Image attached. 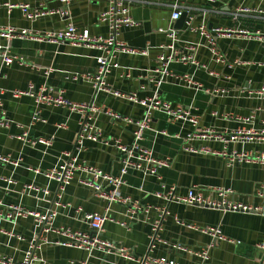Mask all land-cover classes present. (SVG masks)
<instances>
[{"label":"crops","instance_id":"0c3cea01","mask_svg":"<svg viewBox=\"0 0 264 264\" xmlns=\"http://www.w3.org/2000/svg\"><path fill=\"white\" fill-rule=\"evenodd\" d=\"M129 1L130 15L139 26L122 28L118 41L145 54L115 51L103 77L107 90L97 91L89 82L75 78L96 73L97 58L104 55L98 46L51 42L40 37L49 32L60 33L71 22L80 32L88 30L93 37L107 39L110 36L108 24L99 22L108 7L106 0H75L69 8L70 19L54 15L35 21L27 20L19 9L11 7L30 4L59 10L64 7L61 1L0 0V28L28 30L30 34L15 38L0 34V57L8 53L17 58V63L5 68L0 79V88L5 92L0 119L4 114L11 122L8 129L0 127V257L21 264L33 242L43 234L45 242L36 250L32 264H143L147 258H167L180 264H261L264 252L258 245L264 238V213L189 207L167 203L155 195L166 185L175 188L178 195H186L194 189L205 200L219 202V191L229 190L230 201L264 210V165L255 161L264 153V141L248 142L245 134L230 140L238 132L258 131L264 127V94H259L264 89V45L263 38L257 36L258 32L264 34V0H215L213 3L180 0L188 14L179 21L172 20L171 0ZM243 7L249 12L238 14L237 10ZM188 22L193 28L245 30L251 35L218 38L217 48L223 56V61H218L207 39L192 31ZM170 29L178 33L180 55L187 53L189 46L196 48L195 59L200 67L174 64V78L168 79L157 95L173 107L189 110L198 118L197 124L193 126L187 120L173 119L163 112L154 115L141 144L155 159H168L169 163L158 176L130 172L120 189L129 203L110 204L79 183L84 174H77L59 199L58 184L48 178L47 173L66 161L67 152H72L79 164L99 168L116 177L121 174L122 158L115 145L117 142L132 145L137 127L116 120L106 112L134 121L143 120L144 107L117 97L114 92L126 97L135 95L138 100L155 95L158 56L167 53L165 47L170 40L166 32ZM184 76L199 86H191L182 80ZM31 84L59 93L63 91L71 101L98 109L99 113L90 116L94 127L102 132L103 142L87 141L83 148H76L83 118L63 108H42L40 117L45 122L35 123L33 117L38 109L34 100L11 96L13 91L25 90ZM245 119H249V123L242 121ZM20 126L26 129L34 146L16 138ZM203 131H210L212 136L199 138ZM53 136L55 140L49 148L38 143L40 139ZM189 148L197 152L187 150ZM236 155H246L249 160L239 162ZM3 158H8L10 164ZM27 185L47 189L50 196L36 200L23 193ZM134 202H138L141 209L130 217ZM13 207L42 216L55 210L53 229L83 233H91L85 214H104L108 210L109 220L102 238L117 249L125 248L133 260L117 253H89L65 247L61 244L65 241L61 235L53 230L44 233V224L33 216L10 218L8 214ZM163 210L167 213L158 235L161 242H155L152 247V225ZM187 225L219 227L223 235L233 241H214ZM178 245L187 251L177 250ZM211 245L214 246L209 248ZM203 250L208 251L207 260L198 256Z\"/></svg>","mask_w":264,"mask_h":264},{"label":"built area","instance_id":"2783aa9c","mask_svg":"<svg viewBox=\"0 0 264 264\" xmlns=\"http://www.w3.org/2000/svg\"><path fill=\"white\" fill-rule=\"evenodd\" d=\"M63 4V8L59 10H47L40 5L38 7H33L30 4H19L15 6H10L11 8L19 9L23 16L30 21H35L42 17L54 16L57 15L62 19H70L69 8L75 0H60ZM108 7L107 10L102 13L99 17L100 23H107L110 36L107 39L102 37H93L91 36L88 30L82 32L78 31L73 23H69L66 29L60 33L49 32L43 34L40 38L43 40L47 39L51 42H69L73 45H85V46H98L99 51L104 55L97 58V71L95 74H84L82 76H77L75 80H83L84 82H89L97 89L100 85V88L107 90L106 84L103 82V77L108 71L111 58L115 56V51L131 53V54H145L132 48H129L124 43L118 41V36L120 30L124 27H138L139 24L134 20L130 15V1L129 0H106ZM210 3L215 2V0H204ZM171 8L173 9L172 20L179 21L184 14H188V11L183 9L180 0H171ZM238 14L243 12H249L248 8H239L237 10ZM191 30L194 32L200 33L201 36H204L210 46V50L213 56L218 61H223V56L217 48V39L223 36H231L233 34H240L244 36L251 35L250 32L245 30H240L238 32L234 30H225L221 28L208 30L206 27L193 28L191 22L187 23ZM167 37L170 40V43L165 47L167 53H162L158 56L159 68L156 70L158 73V81L156 82L157 91L155 95L151 98L138 100L137 97L130 96L126 97L120 94L119 92H114L117 97L126 98L136 104H140L146 109L145 116L141 121H134L130 118H123L120 115L113 114L111 112H106V114L116 120H124L127 123H133L137 127L135 133V142L130 145H123L118 143L115 145V148L121 155V160L123 168L119 176H112L106 174L99 168L86 165L84 163L79 164L77 158L74 157L72 152L65 153L66 161L59 166L52 168L48 173L47 177L55 181L58 184L59 188V199L62 198L63 193L66 191L67 187L75 179L77 174H84L83 178L79 179V183L87 188H91L94 192L111 203H129V199L122 197L120 189L125 185V178L130 172H138L141 174H146L150 176H158L159 171L168 166L169 160H157L153 157L152 152L144 148L141 144L144 133L148 130L151 125L152 118L158 112H163L169 114L171 118L175 119H184L189 121L193 126L197 124V117L193 116L189 110L183 109L180 106L173 107L170 103L162 100L157 94L161 87L167 82L168 79L174 78L172 73V66L174 64H182L193 67H200L199 63L195 59V47L189 46L186 48L187 53L179 54L178 53V42L179 36L175 29H170L167 32ZM0 34H5L8 38L15 37H26L29 34L28 30L17 31L15 28H0ZM258 37L263 38L264 45V34L257 33ZM17 63V58L9 55L8 53L3 54L0 57V79L4 74L5 68L11 67ZM177 78V76L175 77ZM188 76H184L182 80H185L191 86H199V84L193 83L191 80H186ZM178 79V78H177ZM181 80V79H179ZM201 87V85H200ZM99 88V89H100ZM109 91V90H108ZM5 92L0 88V108L3 106V96ZM259 94H264V89L259 92ZM12 98L20 99L28 97L34 100L37 112L33 117V121L36 123L38 121L45 122L40 117V110L42 108H63L68 110L71 113L81 114L83 122L81 124V129L78 134L75 147L83 148L85 142H103L101 141L102 132L94 127L92 124L93 117L90 114H97L99 110L93 106H88L85 104H79L68 99L63 91L55 92L51 88L46 87H36L31 84L25 90H15L11 93ZM89 112V114H88ZM0 119L1 128H10L11 122L6 120L4 117ZM243 122H248L249 119L242 120ZM242 134H245L244 139L248 142L255 141H264V127L258 131H249V132H238L236 135L231 136L230 140H237ZM197 136V134H194ZM212 133L210 131H203L199 134V138L206 139L211 137ZM16 138L22 142H27V144H32V141L29 138L28 132L24 127L20 126V133L16 135ZM55 136L49 139H40L38 143L51 147ZM33 146L35 143L32 144ZM191 152H197L191 148L187 149ZM207 151V150H203ZM239 162L249 160L246 155H236ZM5 163L10 164L8 158L2 159ZM255 161H258L264 165V153ZM12 183V182H10ZM107 185L108 188L105 187ZM23 193L33 196L36 200H43L50 196V192L47 189L40 188L36 185H27L24 186ZM231 191L229 190H220L219 196L221 201H207L203 198L202 194L196 193L195 190H190L186 195H178L175 193V188L168 187L166 185L161 186L160 191L156 193V197L166 201L167 203H176L183 204L189 207H207V208H218L223 211H233V212H251V213H264L263 209H253L250 206L243 205L241 203L230 201ZM60 203H57L59 205ZM61 205V204H60ZM140 205L138 202H134L130 209V217H133L140 210ZM108 212V210H106ZM100 213H87L84 215V220L88 224L91 233L83 232H74L70 229L60 228L53 229V220L57 216L55 210H51L48 216H42L39 213L29 212L20 207H13L12 211L8 214L11 218L16 215V217H27L33 216L37 222L44 224L43 232L48 233L53 230L59 235H61L65 241L61 244L65 247L77 248L80 250H85L89 253L93 251H100L106 254L117 253L125 259L133 260V257L127 252L125 248H116L114 244L102 238V234L105 230V224L109 220L108 214ZM166 211L163 210L159 220H157L152 225V247L155 242H161L159 239V232L161 230L163 217L166 215ZM189 229L198 231L204 235L210 236L214 241H233L226 238L219 227H209V228H200L192 225H187ZM45 236L43 234L33 242L30 250L26 253L24 261L21 264H32V261L35 259L36 250L41 248V244L45 242ZM214 245H211L209 248H212ZM177 250L187 251L186 248L178 245L175 246ZM208 248V249H209ZM258 248L264 252V238L263 242L258 245ZM203 260L208 259V251L203 250L198 254ZM0 264H14L11 259L6 257H0ZM143 264H180L175 260H168L167 258H147ZM264 264V261L261 263Z\"/></svg>","mask_w":264,"mask_h":264},{"label":"water","instance_id":"95a60500","mask_svg":"<svg viewBox=\"0 0 264 264\" xmlns=\"http://www.w3.org/2000/svg\"><path fill=\"white\" fill-rule=\"evenodd\" d=\"M185 17H186V14L183 15V17L181 18V20H184ZM99 88H100V85L97 87V91L99 90Z\"/></svg>","mask_w":264,"mask_h":264}]
</instances>
